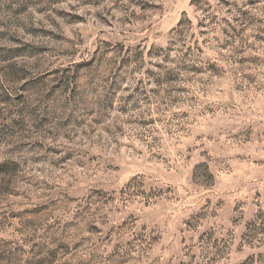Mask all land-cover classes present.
I'll return each instance as SVG.
<instances>
[{"label": "rangeland", "instance_id": "obj_1", "mask_svg": "<svg viewBox=\"0 0 264 264\" xmlns=\"http://www.w3.org/2000/svg\"><path fill=\"white\" fill-rule=\"evenodd\" d=\"M0 264H264V0H0Z\"/></svg>", "mask_w": 264, "mask_h": 264}, {"label": "trees", "instance_id": "obj_2", "mask_svg": "<svg viewBox=\"0 0 264 264\" xmlns=\"http://www.w3.org/2000/svg\"><path fill=\"white\" fill-rule=\"evenodd\" d=\"M180 26H182V25H180Z\"/></svg>", "mask_w": 264, "mask_h": 264}]
</instances>
